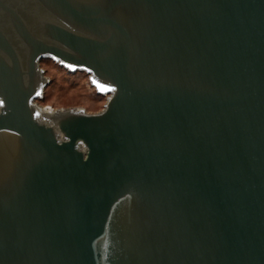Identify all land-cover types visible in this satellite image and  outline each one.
Wrapping results in <instances>:
<instances>
[{"label":"water","instance_id":"95a60500","mask_svg":"<svg viewBox=\"0 0 264 264\" xmlns=\"http://www.w3.org/2000/svg\"><path fill=\"white\" fill-rule=\"evenodd\" d=\"M0 102V264H264V0H0Z\"/></svg>","mask_w":264,"mask_h":264},{"label":"rangeland","instance_id":"374dc122","mask_svg":"<svg viewBox=\"0 0 264 264\" xmlns=\"http://www.w3.org/2000/svg\"><path fill=\"white\" fill-rule=\"evenodd\" d=\"M41 69L51 83L38 101L40 106L50 110L83 109L91 114L104 109L107 97L97 94L86 73L69 72L49 59L41 62Z\"/></svg>","mask_w":264,"mask_h":264},{"label":"snow or ice","instance_id":"6c2138e0","mask_svg":"<svg viewBox=\"0 0 264 264\" xmlns=\"http://www.w3.org/2000/svg\"><path fill=\"white\" fill-rule=\"evenodd\" d=\"M0 103H2V102H0Z\"/></svg>","mask_w":264,"mask_h":264},{"label":"bare ground","instance_id":"6f19581e","mask_svg":"<svg viewBox=\"0 0 264 264\" xmlns=\"http://www.w3.org/2000/svg\"><path fill=\"white\" fill-rule=\"evenodd\" d=\"M50 110V109H49Z\"/></svg>","mask_w":264,"mask_h":264}]
</instances>
